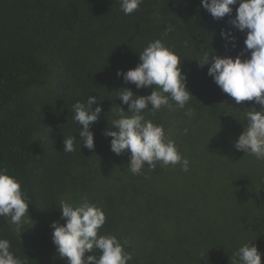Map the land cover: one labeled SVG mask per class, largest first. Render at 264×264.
<instances>
[{
	"label": "trees",
	"instance_id": "1",
	"mask_svg": "<svg viewBox=\"0 0 264 264\" xmlns=\"http://www.w3.org/2000/svg\"><path fill=\"white\" fill-rule=\"evenodd\" d=\"M0 2V167L8 169L27 194L28 216L42 218L18 243L7 217H0V239L10 241V251L23 264H68L52 243L50 225L65 222L61 201L77 204L87 198L105 212L99 234L128 242L125 250L133 256L128 264H211L218 252L229 257L232 241L223 232L247 229L242 210L249 206L243 198L253 180L264 179V166L256 170L250 165L256 157L234 147L247 125L246 108L259 110L260 105L237 104L197 60L213 51L220 56L241 54V59L250 56L244 45L246 31L229 23L239 0L231 6L232 13L220 19L201 7L200 0H143L130 15L121 10V0ZM221 30H231L234 42L222 39ZM155 39L180 56L193 97L184 109L171 102L173 110L162 106L155 114L148 109L143 114L163 125L189 168L158 163L151 170L145 163L142 174L134 175L130 153L115 154L104 131L113 128L109 122L119 106L128 110L118 97L122 87L136 95L150 94L151 88L137 89L117 70L134 68L139 52ZM49 67L55 77L51 92L47 97L30 96L31 89L46 85ZM89 95L96 96L102 108L100 119L90 126L91 150L83 145L72 108ZM39 102L42 111L36 117ZM189 109L191 116L185 114ZM37 118L48 130L45 143L34 138ZM72 134L76 150L63 152V139ZM226 196L244 209L229 210L233 205L225 204ZM210 245L214 252L207 251ZM93 254L99 256V250L93 249Z\"/></svg>",
	"mask_w": 264,
	"mask_h": 264
},
{
	"label": "clouds",
	"instance_id": "2",
	"mask_svg": "<svg viewBox=\"0 0 264 264\" xmlns=\"http://www.w3.org/2000/svg\"><path fill=\"white\" fill-rule=\"evenodd\" d=\"M141 3L143 0H121V10L130 15ZM200 5L214 19H220L232 13L231 6L237 5V0H200ZM235 12L229 23L239 31H246L244 45L250 56L241 59V54L220 56L213 51L214 54L205 52L197 62L201 67L208 66L207 74L237 104L252 101L260 105L259 110L246 108L249 109L244 118L247 125L234 147L264 160V0H239ZM220 35L226 42H234L231 30H221ZM139 61L127 71L117 70V75L137 89L152 90L148 95H136L130 88L122 87L124 91L118 97L122 104L128 105V110L119 106L116 118L109 122L115 130L106 128L104 131L105 136L111 137L110 149L117 155L126 150L130 153L128 165L134 175L142 174L145 163L151 170L160 163L163 166L180 164L183 171H188V159L181 155L175 141L166 135L163 125L146 119L143 114L146 109L155 114L162 106L173 110L171 102L184 109L193 97L186 86L181 58L162 39H155L139 52ZM72 108L73 119L81 126L79 134L83 145L91 150L94 148V134L90 126L100 119L102 108L93 95L83 102H75ZM185 114L191 116L193 113L189 109ZM76 141L73 134L64 138L63 152H74ZM28 200L16 177L0 167V217L9 218L19 233L23 230L25 217L29 218ZM59 208L65 222H52L51 240L59 256L68 264H128L133 259L125 250L127 241L121 243L116 235L99 234L106 222L102 207L83 198L77 204L61 201ZM10 248L9 240L0 239V264H23ZM93 249L99 250V256L93 254ZM86 252L92 254L86 256ZM233 264H261V253L254 243L248 241L234 253Z\"/></svg>",
	"mask_w": 264,
	"mask_h": 264
},
{
	"label": "rangeland",
	"instance_id": "3",
	"mask_svg": "<svg viewBox=\"0 0 264 264\" xmlns=\"http://www.w3.org/2000/svg\"><path fill=\"white\" fill-rule=\"evenodd\" d=\"M3 1V0H0ZM3 3V2H0ZM46 76H47V83L44 87H37V88H33L29 91V95L32 96L33 93H35L36 95H41L43 97H47V95L51 92L54 84H55V77L53 72L50 70V67L48 68L47 72H46ZM36 100V102H38L37 99H32V101ZM45 102L46 98H44ZM44 102V103H45ZM40 107H37L35 110V116L37 117L39 115V112L42 111V107L40 105V102L38 103ZM39 117V116H38ZM35 125H38V122H42L41 119H36L34 120ZM40 126L38 125V127L36 128V130L34 131V138L38 143H45L48 139L46 131L48 132V130L46 129V131H44L43 125H41V123H39ZM49 123H45V127H48ZM40 127V128H39ZM264 166V160H258L256 158L255 161L251 162V166L254 167L256 170L258 169V167L260 165ZM253 185V188L251 190L248 191V195H246L243 200L245 202V204H248V209L247 211L242 210V214H245V218H246V222L248 223L247 229L245 230H240V232H238L236 229L234 230H230L229 232H223L224 237L229 236L228 239L231 238V243L228 246L229 250V257H226L223 253L218 252L217 254L214 255V260L215 262H212L211 264H226L225 262L227 261H233V257H234V253L239 249V247H241L243 244L247 243L248 241H250V244H255L257 249L260 251L261 253V264H264V179L262 181H259V179H255L253 180V182H251ZM218 184H214V186H216ZM222 188V187H221ZM221 190V189H220ZM220 193L221 194V192ZM66 193L68 192V190L65 191ZM242 200V201H243ZM223 201H225V204L228 206L233 205L235 202V200L229 198V197H225L223 198ZM238 204V205H237ZM237 206L233 205V208H230L229 210H232L233 212H238V210L240 209H244L243 205L240 204L239 201H237ZM231 211V212H232ZM230 212V214H231ZM229 213V212H228ZM217 214L219 216L221 215V212H217ZM232 216V215H231ZM233 217V216H232ZM221 218V217H220ZM7 221L9 223V227L12 230L13 234L16 236L18 243L19 242H23L25 235L28 231V228L30 226H32L33 224H36L40 221H42L41 217H37V215H34V217H25L24 219V226H22V231L19 233L16 230V226L11 224L9 222V218H7ZM229 233V234H228ZM206 249H208L207 251L214 252V248L213 245L210 246H206ZM213 249V250H212ZM213 261V260H212ZM34 264H42L40 263L38 260L35 261Z\"/></svg>",
	"mask_w": 264,
	"mask_h": 264
}]
</instances>
